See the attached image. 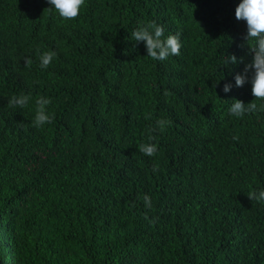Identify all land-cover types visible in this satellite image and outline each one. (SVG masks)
<instances>
[{
	"label": "trees",
	"instance_id": "trees-1",
	"mask_svg": "<svg viewBox=\"0 0 264 264\" xmlns=\"http://www.w3.org/2000/svg\"><path fill=\"white\" fill-rule=\"evenodd\" d=\"M240 2L86 0L64 20L0 0V264H264V203L247 196L264 190V112L228 111L255 100L251 72L235 82L253 58ZM149 21L180 55L147 57L132 33ZM41 96L55 118L34 127ZM150 128L155 156L138 151Z\"/></svg>",
	"mask_w": 264,
	"mask_h": 264
},
{
	"label": "clouds",
	"instance_id": "clouds-1",
	"mask_svg": "<svg viewBox=\"0 0 264 264\" xmlns=\"http://www.w3.org/2000/svg\"><path fill=\"white\" fill-rule=\"evenodd\" d=\"M86 0H47V3L51 7L44 9V13L50 12L55 9L59 16L64 20H75L80 15L81 8L85 5ZM235 17L237 20L245 21L247 24V33L244 37L247 46L252 54V62L247 64L243 74H237L235 76V82L237 87H243L249 82V73L251 76L252 95L255 100L245 104L243 101L234 99L229 113L235 117L242 118L246 114H252L257 112H264V103L258 104L256 101L264 102V0H242L235 10ZM164 37V28L162 25L157 24L155 21H149L147 23L141 22L137 29L133 31L132 38L137 42H145L147 49V57L152 60L163 61L170 55H180L182 47L180 34L169 35ZM41 61L40 67L46 69L53 59L56 57L54 51H46L43 54H39ZM229 61L232 64H236L237 57L235 55L226 56L224 64L228 65ZM242 62V61H241ZM26 66L32 64L30 58L25 59ZM231 84H225L223 91L228 93L231 91ZM167 94V93H166ZM30 95L13 96L8 106L24 108L31 100ZM36 114L32 124L34 127H41L44 124L51 123L55 118V113L49 114L47 107L51 105L52 100L41 96L36 101ZM170 121L166 119H158L156 124L160 131H164L166 126L170 125ZM155 128L149 129L148 140L149 143H140L138 151L146 156H155L158 151V145L151 143L156 137L151 135L155 132ZM238 139V137H234ZM158 165L153 168V171H158ZM248 198L251 201L258 203H264V190L251 191L248 193ZM144 202L146 207H151V197L144 196ZM147 219V217H145Z\"/></svg>",
	"mask_w": 264,
	"mask_h": 264
}]
</instances>
